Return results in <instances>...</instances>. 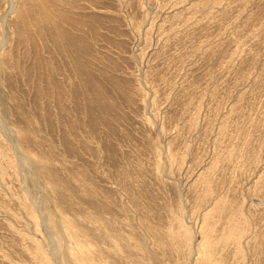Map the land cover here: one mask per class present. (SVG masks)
Returning a JSON list of instances; mask_svg holds the SVG:
<instances>
[{
  "label": "rangeland",
  "instance_id": "obj_1",
  "mask_svg": "<svg viewBox=\"0 0 264 264\" xmlns=\"http://www.w3.org/2000/svg\"><path fill=\"white\" fill-rule=\"evenodd\" d=\"M0 264H264V0H0Z\"/></svg>",
  "mask_w": 264,
  "mask_h": 264
}]
</instances>
